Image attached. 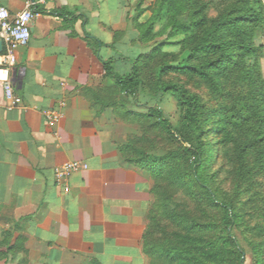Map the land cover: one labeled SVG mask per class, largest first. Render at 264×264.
Returning <instances> with one entry per match:
<instances>
[{
    "label": "trees",
    "instance_id": "obj_1",
    "mask_svg": "<svg viewBox=\"0 0 264 264\" xmlns=\"http://www.w3.org/2000/svg\"><path fill=\"white\" fill-rule=\"evenodd\" d=\"M138 5L137 13L128 20L138 29L131 40L143 45L141 51L135 57H124L129 61L125 73L116 69L114 57L99 58L106 81L87 89L86 95L92 106L114 107L123 120L136 121L141 127L139 135L119 145V152L123 161L154 180L150 194L158 204H148L142 250L151 258L150 264H245L246 249L234 233L238 230L252 264H264V201L245 195L253 183L249 166L253 155L264 171L262 47L254 42L256 34H264V3L152 0L147 7ZM146 10L150 16L139 22ZM35 11H39L36 6ZM76 19L72 16L68 26L72 34ZM158 37L161 39L156 40ZM167 46L178 50L168 51ZM171 75L197 78L206 84L216 95L214 106L210 103L213 99L208 101ZM220 81L221 86H229L225 94ZM141 92L174 97L179 108L177 124L157 106H143L144 112L132 110L140 105ZM231 107H236L235 113L230 112ZM233 118L248 123L249 139L238 145L236 161L230 164L231 194L219 190L216 169L208 160L216 147L210 135L223 140ZM151 130L173 143L161 155L149 153L153 142L147 134ZM141 142L152 143L141 146ZM170 187L185 194L192 206L175 205ZM258 203L261 206L257 207ZM9 236L4 233L0 241L1 259L30 264L23 238L9 244Z\"/></svg>",
    "mask_w": 264,
    "mask_h": 264
},
{
    "label": "crops",
    "instance_id": "obj_2",
    "mask_svg": "<svg viewBox=\"0 0 264 264\" xmlns=\"http://www.w3.org/2000/svg\"><path fill=\"white\" fill-rule=\"evenodd\" d=\"M27 1L0 0L11 14ZM132 1L38 3L11 69L22 103L7 109L0 86V241L6 232L9 244L21 236L31 264H147L140 251L146 178L118 156L104 114L86 95L105 80L99 58L114 57L117 70L129 71L124 57L132 55L118 41L130 33ZM46 110L62 117L48 125ZM69 160L86 167L69 175L64 191L54 170Z\"/></svg>",
    "mask_w": 264,
    "mask_h": 264
},
{
    "label": "rangeland",
    "instance_id": "obj_3",
    "mask_svg": "<svg viewBox=\"0 0 264 264\" xmlns=\"http://www.w3.org/2000/svg\"><path fill=\"white\" fill-rule=\"evenodd\" d=\"M152 1V0H151ZM264 3V0H262ZM141 2V3H140ZM142 5V0H133L129 6L131 7L130 12V18L134 16L137 13L136 6L138 8V4ZM151 3V2H150ZM149 2L146 3L144 6H149ZM148 4V5H147ZM140 8V6H139ZM150 16V11L146 10L143 12L139 17V22L145 21ZM129 27L130 33L122 37L118 44H121L122 42L127 43V47L129 49L128 54H131L132 57H135L139 54L141 51V47L143 46L140 42L137 40L132 41L131 39L133 36L138 32V29H136L133 25H131L129 21ZM161 37L156 38V40H160ZM254 42L256 45H259L262 47L261 50V58H260V64L262 69V77L264 78V34H256L254 37ZM168 51H177L178 48L175 46H167L165 47ZM145 50V49H143ZM133 53V54H132ZM173 79L185 82L191 89L194 91L200 93L203 97L206 99H215L216 96L215 93H211L209 88L206 86V84L201 83L197 78H188L183 76H177V75H171L170 76ZM219 87L221 88L222 94H225L226 90L229 89L228 84L225 86H221V81ZM221 95L217 96L218 98ZM139 106L132 107V110L144 112L145 108L143 106H157L160 108L166 118L170 120V122L173 125L177 124L178 118H179V108L176 105V100L174 97H172L169 94H159L156 96H150L149 94L140 93L139 96ZM217 100H214L211 103L212 106H214V102ZM225 101V100H224ZM234 103V101H232ZM231 106V105H230ZM95 113L100 112L104 114V122L107 125L106 129H108L111 132L112 135V143L115 146V149L117 151L118 156L122 159V155L119 152V145L126 143L130 138L137 136L141 133V127L136 121H130V120H123L120 116L118 111H115L114 107H106L104 109H100L99 105L92 106ZM126 109V107H124ZM230 112L235 113L236 107H231ZM216 118V117H215ZM150 123H147L146 126H149ZM248 123H238L235 118L231 119L229 123V128H227L228 134L223 137V140H221L222 136L219 135H210V142L212 144L216 143V147L209 153V164L216 169L217 172V179L215 180L216 185L218 186L219 190L231 192V194H234V192L230 191L232 189V184L230 183L231 180V167L233 162L236 161V149L238 145L245 144V142L249 139L248 136ZM147 139H151L153 142L152 146L150 147L149 153L150 154H156L161 155L163 154L167 148L171 147L173 143L170 142L169 138L165 136L164 134H157L154 131H150L149 134H147ZM243 140V142H242ZM245 140V141H244ZM151 142V143H152ZM140 143L141 146H147L146 144H151L144 142ZM136 146H139L136 144ZM255 148V147H254ZM251 157V155H250ZM123 160V159H122ZM125 162V161H124ZM230 162V163H229ZM126 163V162H125ZM128 164V163H126ZM129 165V164H128ZM249 166L251 168V171L253 173L252 177V186L251 189H247L245 195L253 197V195L258 199L259 197L262 198L264 201V171L261 172V166L257 163L256 160H254V155L249 161ZM141 173L144 175L147 181V189L149 194V203L158 204V201L156 200L155 195L150 194L151 188L153 187L154 180L151 178V176L145 172L140 170ZM247 188V187H246ZM177 190H174L172 187L168 188V192L174 196V199L172 200L173 203L179 207H182L184 205L191 204L187 200L185 194H183L181 191L177 192ZM163 193L164 190H161ZM158 196V195H157ZM259 200V199H258ZM262 204V203H261ZM260 203L257 204L258 206H261ZM192 204L189 206L191 207ZM235 235L237 236V239L239 243L246 249L245 255H246V262L245 264H252V257L250 252L247 249V244L242 238L241 233L238 230H234ZM140 251L141 254L145 257L147 264H150L151 258L145 254L142 250V246L140 244ZM1 259V257H0ZM29 259V257H28ZM10 262H14L16 264V259L9 260ZM30 262V259H29ZM31 264V262H30ZM95 264V263H93Z\"/></svg>",
    "mask_w": 264,
    "mask_h": 264
},
{
    "label": "built area",
    "instance_id": "obj_4",
    "mask_svg": "<svg viewBox=\"0 0 264 264\" xmlns=\"http://www.w3.org/2000/svg\"><path fill=\"white\" fill-rule=\"evenodd\" d=\"M45 0H29L20 12L11 14L0 2V40L2 49L0 51V86L7 109H12L22 103L19 95L15 93L11 69L17 62L16 50L28 43L30 38V24L38 14L35 6ZM48 125H53L62 117L57 110L43 111ZM81 167H86L76 160H69L54 170L55 183L63 188L69 189V175Z\"/></svg>",
    "mask_w": 264,
    "mask_h": 264
},
{
    "label": "water",
    "instance_id": "obj_5",
    "mask_svg": "<svg viewBox=\"0 0 264 264\" xmlns=\"http://www.w3.org/2000/svg\"><path fill=\"white\" fill-rule=\"evenodd\" d=\"M1 49H2V44H1V40H0V51H1Z\"/></svg>",
    "mask_w": 264,
    "mask_h": 264
}]
</instances>
